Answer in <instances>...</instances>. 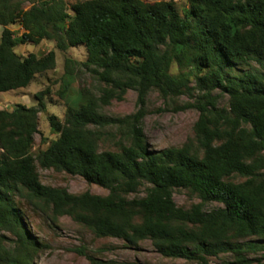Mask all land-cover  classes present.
<instances>
[{"label":"trees","instance_id":"trees-1","mask_svg":"<svg viewBox=\"0 0 264 264\" xmlns=\"http://www.w3.org/2000/svg\"><path fill=\"white\" fill-rule=\"evenodd\" d=\"M29 1L25 9L22 0H0V93L25 88L56 68L54 50L43 56L16 52L43 40L55 41L63 52L84 46L82 65L106 86L99 95L81 89L68 102L74 72L67 58L59 90L67 102L65 118L48 116L58 137L36 156L34 137L49 91L35 94L36 106L0 109V230L15 238L9 250L0 236V264H33L41 248L17 205L18 191L50 207L54 218L68 215L97 237L132 245L150 240L165 257L200 264L221 253L235 255L223 264L264 257V70L254 65L264 66V0H188L184 15L174 0H82L72 14L65 0ZM14 24L22 34L9 28ZM175 63L188 70L172 73ZM128 89L138 92L141 106L152 89L165 98L199 91L190 105L200 112L195 139L149 148L143 108L123 118L103 112ZM222 95L227 107L218 105ZM123 125L126 142L119 150L100 151L102 129ZM36 162L109 193L44 185ZM176 189H188L201 202L178 206ZM207 203L219 206L206 211Z\"/></svg>","mask_w":264,"mask_h":264},{"label":"rangeland","instance_id":"rangeland-1","mask_svg":"<svg viewBox=\"0 0 264 264\" xmlns=\"http://www.w3.org/2000/svg\"><path fill=\"white\" fill-rule=\"evenodd\" d=\"M25 9L32 6L29 0H22ZM82 0H65L68 11L72 14L71 7ZM160 1V0H147ZM176 6L184 15L189 8L188 0H174ZM16 35L23 32L20 24L9 26ZM3 27L0 25V39ZM56 52V68L37 74L35 79L25 88L0 93V109L13 110L18 104L36 106L35 94L40 91H49L46 95L47 110L39 113V132L34 137L33 152L35 156L45 150L51 141L58 135L52 132L48 120L49 115H56L64 121L67 102L59 96V90L66 72L65 61L73 60L71 70L74 72L68 102L79 96L81 89H90L94 93H100L105 83H100L97 78L82 65L87 59L84 46L71 47L63 52L56 47L53 40H43L39 44H23L16 47V52L21 56L34 52L43 56L49 51ZM258 69L264 70V66L254 64ZM188 69H181L177 63L173 64L171 72L180 73ZM194 81V80H193ZM195 85V83H193ZM199 91L193 90V94H183L178 97H163L156 89H152L146 96L144 106L139 105L138 92L128 89L121 93V99H113L111 103L103 107V112L110 117H126L144 110L142 128L149 148L160 150L172 146H182L189 140L195 139L194 127L199 120L200 112L190 106L195 102ZM217 93H220L218 91ZM229 99L227 95L219 98L218 105L227 107ZM126 126H111L102 129L103 139L100 141L99 150H119L121 144L126 142ZM1 152V149H0ZM37 170L40 180L44 185L66 188L70 193L80 194L90 192L97 195H108L109 190L96 184H91L79 175L65 171L46 169L38 162ZM234 181L244 180L234 177ZM145 188L140 191L144 195ZM15 200L20 208L23 218L30 233L40 243L41 248L34 255L33 264H200V261L184 258H169L157 252L150 240H144L136 245L129 244L115 237H97L89 228L76 222L68 215L54 218L50 207L31 200L26 193H16ZM133 196V195H132ZM174 200L178 206L190 208L200 203L201 199L188 189L174 190ZM219 206L218 203L204 205L206 211H211ZM1 241L9 250H13L15 238L6 231L0 230ZM251 264H264L262 254H251ZM208 264H223L235 260L233 253H221L217 256L207 257Z\"/></svg>","mask_w":264,"mask_h":264}]
</instances>
